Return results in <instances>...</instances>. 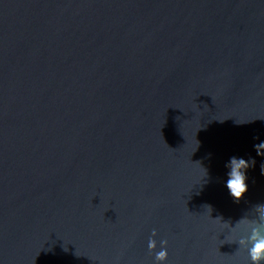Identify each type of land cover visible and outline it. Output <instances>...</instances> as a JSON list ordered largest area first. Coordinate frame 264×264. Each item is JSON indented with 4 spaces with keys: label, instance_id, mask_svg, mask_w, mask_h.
I'll return each mask as SVG.
<instances>
[{
    "label": "water",
    "instance_id": "1",
    "mask_svg": "<svg viewBox=\"0 0 264 264\" xmlns=\"http://www.w3.org/2000/svg\"><path fill=\"white\" fill-rule=\"evenodd\" d=\"M260 141L264 0H0V264H248Z\"/></svg>",
    "mask_w": 264,
    "mask_h": 264
},
{
    "label": "clouds",
    "instance_id": "2",
    "mask_svg": "<svg viewBox=\"0 0 264 264\" xmlns=\"http://www.w3.org/2000/svg\"><path fill=\"white\" fill-rule=\"evenodd\" d=\"M257 155L264 156V141L254 144ZM254 164V161L244 158L231 157L225 167L229 169L226 173V188L234 202H239L248 189L246 183V169ZM203 169L200 183L206 182L207 170ZM261 174H264V163L261 164ZM211 209L210 206H205ZM255 216L249 218L244 216L239 219L234 226L228 225V230L233 234V239L229 243H236L238 248H242L247 253L248 264H264V204L255 206ZM216 218H220L217 216ZM214 218V219H216ZM244 224L243 231L237 232L239 225ZM157 230L152 229L147 239V250L154 258V264H167L168 261V240L165 238L157 239Z\"/></svg>",
    "mask_w": 264,
    "mask_h": 264
}]
</instances>
